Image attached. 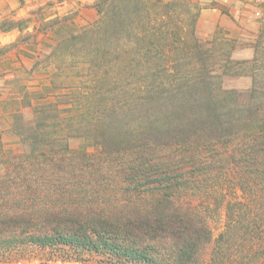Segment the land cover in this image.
<instances>
[{
	"label": "trees",
	"instance_id": "16d2710c",
	"mask_svg": "<svg viewBox=\"0 0 264 264\" xmlns=\"http://www.w3.org/2000/svg\"><path fill=\"white\" fill-rule=\"evenodd\" d=\"M116 1L96 4L101 18L82 32V49H52L48 61L65 66L48 97L7 83L0 92V264L41 260L47 249L77 263L264 264L263 53L237 62L222 50L216 67L217 49L182 41L175 58L180 50L192 62L165 67L151 13L176 0H130L132 11ZM48 22L62 41L74 32V17ZM17 47H1L0 59ZM247 66L243 102L222 79ZM8 132L25 151L4 149ZM72 137L86 143L74 149Z\"/></svg>",
	"mask_w": 264,
	"mask_h": 264
},
{
	"label": "rangeland",
	"instance_id": "374dc122",
	"mask_svg": "<svg viewBox=\"0 0 264 264\" xmlns=\"http://www.w3.org/2000/svg\"><path fill=\"white\" fill-rule=\"evenodd\" d=\"M99 1L0 0V27L10 25V21L29 20L21 30L13 29L6 32L9 33L8 35L0 32V49L18 44L17 48H11L15 50H11L8 55L0 59V92L4 91L3 87L7 83L9 89L24 87L31 96L48 97V85L51 79L59 73V67L65 66L58 57L48 61L49 54L57 44L62 49L64 45H67L68 49H82L84 41L79 40L82 32L94 28L100 21L101 14L96 6ZM127 3H130L129 8L132 11L135 5L131 4L130 0ZM120 5L117 0L115 7ZM171 9L156 8L151 13V18L153 17L154 22L157 21L155 23L164 31L161 37L166 45L163 49L164 60L162 59L161 62L165 67L174 69L192 62L181 60L180 50L177 52L179 54L177 59L175 58L176 43L182 41L194 45L199 41L207 48L217 49L219 54L223 55L219 57V62H214L216 67L227 60L228 56L225 54L227 51L228 55L231 54V59L237 62H251L257 52L264 55V0H176L173 1ZM171 12L172 14H169ZM135 15L131 12L128 18L130 23H133ZM65 17H74V32L65 34L62 41L46 28L48 21ZM13 36H17V40L8 43ZM120 39L119 35L113 36L110 39L112 47L116 46ZM127 41L132 42L133 36L130 35ZM129 45L133 46V44ZM109 49L113 48L110 46ZM222 50L226 52L220 53ZM168 54H170L169 58ZM67 59L71 60L69 57ZM71 61L75 63L77 60ZM150 63L153 65V62ZM245 69L246 71L243 72L247 73L246 75L227 76L222 79L225 88L241 94L243 102L250 100L253 87V78L248 74L251 73V68L247 66ZM104 96L111 98L113 94L106 92ZM257 96L264 100V85ZM38 99L35 100L39 101ZM2 141L6 150L16 153L26 150L20 138L12 132L4 133ZM84 143L86 142L80 137L69 139V144L74 149ZM55 255L47 249L42 252L41 260L32 255V262L24 264H106L99 258L86 263L66 262L57 260L54 258Z\"/></svg>",
	"mask_w": 264,
	"mask_h": 264
},
{
	"label": "crops",
	"instance_id": "0c3cea01",
	"mask_svg": "<svg viewBox=\"0 0 264 264\" xmlns=\"http://www.w3.org/2000/svg\"><path fill=\"white\" fill-rule=\"evenodd\" d=\"M9 33H4V35H8ZM17 36H13L12 39H9L10 41H8V43H11V42H15L17 40Z\"/></svg>",
	"mask_w": 264,
	"mask_h": 264
}]
</instances>
